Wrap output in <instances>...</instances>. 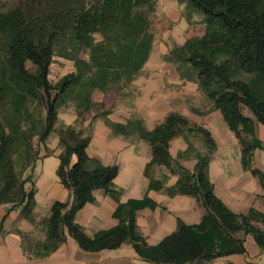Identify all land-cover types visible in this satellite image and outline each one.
Returning <instances> with one entry per match:
<instances>
[{
    "label": "trees",
    "instance_id": "1",
    "mask_svg": "<svg viewBox=\"0 0 264 264\" xmlns=\"http://www.w3.org/2000/svg\"><path fill=\"white\" fill-rule=\"evenodd\" d=\"M155 1L23 0L0 13V108L6 113L0 119L1 203L20 205V215L33 219L34 189L25 187L33 182V176L18 180L15 164L22 159V151L15 143L18 148L28 147L29 135H38L43 144L55 130L59 108L70 103L75 121L86 112L103 109L93 112L91 119L102 116L113 134L136 135L148 143L151 159L144 173L149 177V189L164 188L162 180H154L147 173L153 165H164L178 175L173 186L164 188L167 194L193 196L205 210L198 223L187 224L178 218L173 232L154 245L148 244L138 229L136 211L154 209L157 203L147 194L121 202L122 189L113 184L117 163L105 165L89 157L86 147L90 130L84 133L72 124L63 125L57 130L62 151L56 173L72 198L52 203L45 223V241L38 244L35 253L39 257L55 251L67 235L81 250L90 253L130 243L141 259L156 264H214L217 257L246 253L247 234L253 236L261 250L264 248V213L253 208L235 213L214 194L207 171L215 143L208 129L177 112H170L151 130L138 117L132 116L125 123L111 121L106 117L104 102L92 99L95 90L106 93L116 88L124 94L123 88L140 73L153 47L149 16ZM179 1L202 14L204 32L200 37L186 39L163 54L162 59L187 62L196 72L197 87L211 106L192 110L221 112L241 145L242 168L264 187V170L252 165L253 149H264V144L254 135L253 118L242 114L240 107H247L264 125V0ZM54 56L72 61L73 70L51 82L49 66ZM27 62L32 64V70ZM180 76L188 79L184 73ZM30 106L38 110L40 119H35ZM190 135L201 139L205 152L197 150ZM177 136L184 138L187 147L172 158L168 143ZM189 154L196 159L192 171L178 161ZM72 156L76 160L71 164ZM33 165L29 166L31 173ZM98 188L117 202L113 217L118 222L88 236L75 222V214L94 200L93 190Z\"/></svg>",
    "mask_w": 264,
    "mask_h": 264
},
{
    "label": "crops",
    "instance_id": "2",
    "mask_svg": "<svg viewBox=\"0 0 264 264\" xmlns=\"http://www.w3.org/2000/svg\"><path fill=\"white\" fill-rule=\"evenodd\" d=\"M163 45L165 46L164 42ZM153 50L137 77L123 88L124 94L118 93L116 101H113L115 105L110 108L105 104L108 111L106 117L121 123H125L132 116L138 117L143 125L151 130L170 112H177L191 123L208 129L215 143L207 171L214 194L235 213H246L252 207L264 213V187L257 177L242 168L241 145L235 134L228 126L229 130L222 127L219 130L217 127L221 125L217 122L220 116L216 113L219 110L213 109L207 113L193 111L192 108L205 110L211 106V102L199 90L196 82L180 78L177 71L162 59L168 49L158 51L159 54ZM97 92L105 95L111 91L101 93L95 90L92 94L94 101H99L94 98ZM68 111L65 115L68 120H64L59 111L57 123H74V108ZM220 115L222 116L221 112ZM250 117L254 120L255 137L264 144V125L257 122L253 116ZM89 121L90 141L86 152L89 157L97 158L105 165H108L105 158L117 163L118 173L113 178V184L122 189L120 201L142 198L147 194L157 203L154 209L144 207L136 211L138 229L148 244L154 245L173 232L178 218L187 224L200 221L205 210L195 197L183 194L170 196L165 191L164 188L173 186L178 179V175L171 173L166 166L150 167L147 172L150 178L162 180L164 188L149 189V177L145 176L144 170L146 163L151 159V148L145 140H132L113 134L102 116ZM168 144L172 158H177L178 153L187 147L182 136L172 138ZM195 147L199 151H206L201 139L195 143ZM38 150V164L35 163L32 169L33 182H28L29 186H26L34 189L33 219L29 220L20 215V205L0 202V264H156L141 259L130 243H123L116 249L90 253L81 250L69 235L66 236L65 242L47 256L35 255L38 244L46 238L45 223L52 203L56 200L70 201L72 198L71 191L63 186L56 173L58 156L62 151L57 134H50L43 144L40 143ZM228 150L237 156L235 166H230L229 160L225 159ZM125 159L129 160L128 166L122 163ZM75 160L76 157L72 156L71 164ZM178 161L189 171L193 170L196 163L192 154ZM39 162L43 166H38ZM252 165L259 171L264 170V149H253ZM93 196L94 200L85 203L76 212L74 219L88 236L98 230L114 227L118 222L113 217L117 202L102 188L93 190ZM244 239L246 253L220 256L214 259L213 263L255 264L264 248L261 250L257 246L251 234L245 235Z\"/></svg>",
    "mask_w": 264,
    "mask_h": 264
},
{
    "label": "rangeland",
    "instance_id": "3",
    "mask_svg": "<svg viewBox=\"0 0 264 264\" xmlns=\"http://www.w3.org/2000/svg\"><path fill=\"white\" fill-rule=\"evenodd\" d=\"M21 1L23 0H0V13L8 11L9 9L19 4V2ZM155 2H156L155 8L150 13V16H149L150 22H151L149 31L153 33V47H152V49H154L153 52L159 54L158 51H161V50L164 51L166 49H168V52H169L172 48L182 45L186 39L191 38V37H200L203 34L204 24L202 23V17H203L202 14L191 11L189 8H187L185 3L180 2L179 0H156ZM95 37L97 39L100 38L98 34H95ZM163 42L165 43V46L163 45ZM83 57H87V56L83 55ZM152 63H153V60H151V64ZM167 63H169V65L172 66L175 69V71H177L179 76H180V73H184L186 75V78H188L187 80H192L197 83L196 72L190 67V65L187 62H183V63L167 62ZM26 65L28 68H30V70L33 69V66L30 62H27ZM72 70H73L72 61L64 59L59 56L58 57L54 56L49 66L48 78L49 80H51V82H54L58 78H60L62 75ZM242 77H244L245 79H248L247 75H243ZM180 78H183V77L180 76ZM118 90L119 89L115 88L114 90H112L111 92L105 95H102L97 92L94 95V98L96 100H99L97 102L102 101L104 102V105L107 104V106L111 108L115 105L113 101H116L118 97ZM240 107H241L242 114L247 115V116H253V114H251L252 112L247 107L243 105H241ZM70 108H73V106L70 103H67L59 108L61 117L64 120H68L66 118L67 116L65 115L66 113H69L68 110ZM29 109L32 112H34L33 115L35 119L41 118V114H39L38 110L33 108V106H30ZM102 110L103 109H96V110L94 109L92 112H89V113L86 112L82 115V117H80L82 119L74 121L72 125H74L76 128H81L82 130H84V133H87L90 130V125L88 121L89 119H91L92 113L93 112L99 113V112H102ZM5 114L6 113L4 111H1V108H0V119ZM216 114L220 116V118L217 121L218 123L221 124L220 126H217L219 130L221 129V127L225 128V130H229L224 119L220 115V112L217 111ZM63 125H66V124L56 122L54 126L55 130L52 131L50 134H57V130L61 128ZM128 137L131 138L132 140H138V137L136 135H131ZM189 138L193 142V144L198 143L200 141V139L197 136L190 135ZM27 141L30 145L28 147H23L21 145V147L18 148V143L17 142L15 143V147L18 149V151L20 152L22 151V159L20 160L18 159V161H16V164H15V171L17 173L18 180H22L27 175L32 176L31 168L29 166H32L33 163L35 165V163H37L36 161L39 159V155H38L39 150H38V154H35V150L39 149V146H40L38 135H29V137L27 138ZM225 159L229 160L230 166L236 165L235 162H237V156H235L231 150H228L226 152ZM105 161H107L106 163L108 164L113 163V160H109L106 158H105ZM122 163L128 166L129 160L125 159ZM123 164L121 165L123 166ZM24 166L26 167L28 166L27 169H25ZM38 166H43V165H41V163L39 162ZM238 166L240 165L238 164ZM26 186H29V185L26 183L25 187ZM255 224L258 225V223H255ZM134 263L140 264L139 262H134ZM255 264H264V252L257 257Z\"/></svg>",
    "mask_w": 264,
    "mask_h": 264
}]
</instances>
